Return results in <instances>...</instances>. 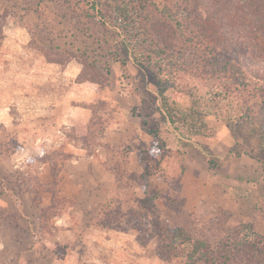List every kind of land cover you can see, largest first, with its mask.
<instances>
[{"label": "rangeland", "instance_id": "374dc122", "mask_svg": "<svg viewBox=\"0 0 264 264\" xmlns=\"http://www.w3.org/2000/svg\"><path fill=\"white\" fill-rule=\"evenodd\" d=\"M97 1L0 0V264H180L176 227L264 235V0ZM153 73L210 111L206 137L165 120Z\"/></svg>", "mask_w": 264, "mask_h": 264}, {"label": "trees", "instance_id": "16d2710c", "mask_svg": "<svg viewBox=\"0 0 264 264\" xmlns=\"http://www.w3.org/2000/svg\"><path fill=\"white\" fill-rule=\"evenodd\" d=\"M85 1L92 10L98 6L97 0ZM145 1L153 2L158 6L154 2L155 0ZM159 9L162 15L174 22L179 29L180 24L170 9L162 4ZM117 10L120 15H123L122 17H128L126 15L129 13L127 7L117 8ZM130 54L134 64L140 66L133 50ZM153 79L160 108L164 113L165 120L173 126L174 130L186 140L206 137L208 127L206 118L211 115L210 111L196 105L178 110L165 94L170 87V80L154 73ZM156 143L154 144L157 145L158 143ZM257 149L258 152L264 154V120L258 131ZM243 155H250L253 158L256 157V152H243ZM215 229L216 233H213ZM170 243L174 258L180 259V264H264V235L254 231L251 224L241 223L232 229L222 230L217 227L215 222H211L207 231L204 232L176 227L170 232Z\"/></svg>", "mask_w": 264, "mask_h": 264}, {"label": "crops", "instance_id": "0c3cea01", "mask_svg": "<svg viewBox=\"0 0 264 264\" xmlns=\"http://www.w3.org/2000/svg\"><path fill=\"white\" fill-rule=\"evenodd\" d=\"M134 146L138 147V145H136V144H135ZM137 150H138L137 148H136V149H132L131 152H133V153H137ZM90 161H92V160L90 159Z\"/></svg>", "mask_w": 264, "mask_h": 264}]
</instances>
